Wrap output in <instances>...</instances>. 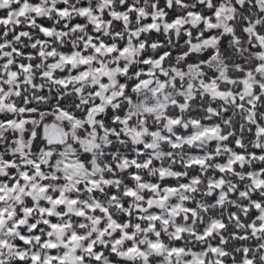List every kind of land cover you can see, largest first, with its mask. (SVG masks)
I'll return each mask as SVG.
<instances>
[{
  "label": "snow or ice",
  "instance_id": "obj_1",
  "mask_svg": "<svg viewBox=\"0 0 264 264\" xmlns=\"http://www.w3.org/2000/svg\"><path fill=\"white\" fill-rule=\"evenodd\" d=\"M0 264H264V0H0Z\"/></svg>",
  "mask_w": 264,
  "mask_h": 264
}]
</instances>
